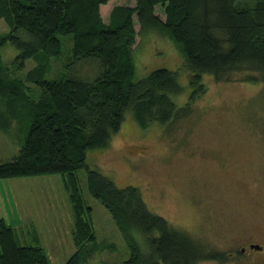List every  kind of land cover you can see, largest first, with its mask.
Here are the masks:
<instances>
[{
    "label": "trees",
    "instance_id": "trees-1",
    "mask_svg": "<svg viewBox=\"0 0 264 264\" xmlns=\"http://www.w3.org/2000/svg\"><path fill=\"white\" fill-rule=\"evenodd\" d=\"M111 1L0 0V19L10 27L0 34V130L9 133L16 124L24 135L16 157L0 163V180L66 176L76 250L65 264H99L100 254L114 249L98 241L93 229L92 208L77 175L84 168L88 191L110 212L128 247L123 264L215 260L218 254L207 253L190 233L152 212L139 187L119 188L90 169L87 152L109 147L129 113L143 129L170 128L191 116L193 104L207 93L205 75L217 82H264V0H135V8L114 7L106 23L101 7ZM159 5L165 7V21L155 13ZM134 14L142 30L160 32L180 49L191 73L185 106L173 101L185 92L178 70L158 69L135 79ZM67 38H72L71 60L59 77L49 78ZM8 44L18 51L12 66L1 54ZM29 59L35 66L23 74ZM0 264L50 263L43 248L22 245L14 228L1 220Z\"/></svg>",
    "mask_w": 264,
    "mask_h": 264
},
{
    "label": "rangeland",
    "instance_id": "rangeland-1",
    "mask_svg": "<svg viewBox=\"0 0 264 264\" xmlns=\"http://www.w3.org/2000/svg\"><path fill=\"white\" fill-rule=\"evenodd\" d=\"M119 5L135 8L136 1L114 0L102 6L104 22L109 23L113 8ZM155 13L166 20L164 6H157ZM133 20L137 31L135 79L158 69L178 70L185 92L173 101L178 107L185 106L191 73L184 66L180 49L168 36L142 30L136 14ZM9 30L5 19H0V34ZM67 39L63 58L51 63L49 78L59 77L71 60L67 58L72 38ZM1 54L4 63L12 66L18 51L8 44ZM34 66L33 59L27 60L23 74ZM85 66L89 71L90 65ZM203 82L207 93L193 104L191 116L182 117L170 128L156 124L143 129L129 113L109 147L87 152V165L111 178L119 188L139 187L152 212L190 233L206 246L207 253L218 254L215 260L197 264H244L230 255L236 241L246 242L257 230L264 233V82H217L209 75L203 76ZM15 125L9 133L0 130V163L16 157L23 143L24 135L20 136ZM77 175L84 201L92 208L98 241L114 246L95 262L123 264L129 250L120 231L110 212L88 191L87 169ZM6 181L7 185L0 184V199L12 201L13 216L16 213L23 218L21 229L36 232L55 257L53 263L65 264L67 258L57 257V252L68 245L69 227L75 226L66 176ZM137 238L144 250V237L139 234Z\"/></svg>",
    "mask_w": 264,
    "mask_h": 264
},
{
    "label": "crops",
    "instance_id": "crops-1",
    "mask_svg": "<svg viewBox=\"0 0 264 264\" xmlns=\"http://www.w3.org/2000/svg\"><path fill=\"white\" fill-rule=\"evenodd\" d=\"M6 180H0V184L1 185H7L8 182ZM0 191H1V189H0ZM10 203L5 201V200L0 199V220L3 218L4 221L8 225H10L11 227L14 228L15 232L18 233V237H19L22 245L43 247V249L46 251V254L48 256L49 263L54 264L55 261L53 263V260L55 257H53V254L50 253L49 247H46V244L44 243V241L42 243L40 242V240H39L40 237L38 236V234L36 232L30 233L28 229H25V230L21 229L22 225H23V223H22L23 218H21L18 214L16 216L15 212H14L15 217L13 216V211H12L13 204H12L11 200H10ZM8 204H10L12 207L9 208L10 205L8 206ZM70 227H72V228H70ZM70 227H69L70 239L67 241V242H69L68 245L60 247L59 251L57 252V257L62 256L64 258H67V260L71 257V255L76 250L75 245H74V239L72 236V230L74 229V227L73 226H70ZM24 231H25V235L23 233Z\"/></svg>",
    "mask_w": 264,
    "mask_h": 264
},
{
    "label": "flooded vegetation",
    "instance_id": "flooded-vegetation-1",
    "mask_svg": "<svg viewBox=\"0 0 264 264\" xmlns=\"http://www.w3.org/2000/svg\"><path fill=\"white\" fill-rule=\"evenodd\" d=\"M231 257L240 259L244 264H264V233L255 231L246 242L236 241Z\"/></svg>",
    "mask_w": 264,
    "mask_h": 264
}]
</instances>
